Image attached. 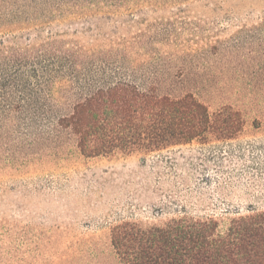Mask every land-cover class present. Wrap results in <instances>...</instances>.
<instances>
[{
	"label": "rangeland",
	"instance_id": "rangeland-1",
	"mask_svg": "<svg viewBox=\"0 0 264 264\" xmlns=\"http://www.w3.org/2000/svg\"><path fill=\"white\" fill-rule=\"evenodd\" d=\"M77 16L3 24L0 41L56 38L93 49L150 25L189 23V47L221 43L227 51L217 69L221 90L197 97L212 115L223 106L237 112L241 125L221 139L150 154L86 158L74 143L56 154L0 150V264H123L110 243L120 223L186 216L224 224L263 211L264 83L251 71L263 59L264 38L250 31L264 25V0H133ZM237 61L250 68L242 73Z\"/></svg>",
	"mask_w": 264,
	"mask_h": 264
},
{
	"label": "trees",
	"instance_id": "trees-1",
	"mask_svg": "<svg viewBox=\"0 0 264 264\" xmlns=\"http://www.w3.org/2000/svg\"><path fill=\"white\" fill-rule=\"evenodd\" d=\"M132 1L0 0V25L116 10ZM192 30L167 21L93 49L56 38L0 41V150L56 154L74 143L86 158L126 156L235 131L237 112L223 106L212 115L196 94L221 90L217 69L226 48L189 47ZM250 32L264 38V25ZM236 65L242 73L250 68ZM253 66L254 80L264 83V53ZM110 243L123 264H264V210L224 224L186 216L151 226L123 222L111 229Z\"/></svg>",
	"mask_w": 264,
	"mask_h": 264
}]
</instances>
